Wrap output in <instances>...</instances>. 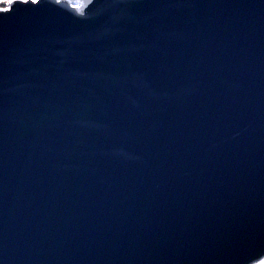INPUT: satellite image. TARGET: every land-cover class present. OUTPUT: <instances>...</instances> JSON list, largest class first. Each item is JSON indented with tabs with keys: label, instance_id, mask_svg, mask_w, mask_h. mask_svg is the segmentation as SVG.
Here are the masks:
<instances>
[{
	"label": "water",
	"instance_id": "water-1",
	"mask_svg": "<svg viewBox=\"0 0 264 264\" xmlns=\"http://www.w3.org/2000/svg\"><path fill=\"white\" fill-rule=\"evenodd\" d=\"M0 264H264V0L1 9Z\"/></svg>",
	"mask_w": 264,
	"mask_h": 264
},
{
	"label": "trees",
	"instance_id": "trees-1",
	"mask_svg": "<svg viewBox=\"0 0 264 264\" xmlns=\"http://www.w3.org/2000/svg\"><path fill=\"white\" fill-rule=\"evenodd\" d=\"M8 0H0V5H3L7 2Z\"/></svg>",
	"mask_w": 264,
	"mask_h": 264
}]
</instances>
